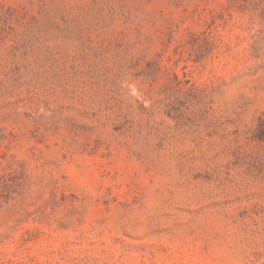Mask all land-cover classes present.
<instances>
[{
	"label": "rangeland",
	"instance_id": "rangeland-1",
	"mask_svg": "<svg viewBox=\"0 0 264 264\" xmlns=\"http://www.w3.org/2000/svg\"><path fill=\"white\" fill-rule=\"evenodd\" d=\"M0 264H264V0H0Z\"/></svg>",
	"mask_w": 264,
	"mask_h": 264
}]
</instances>
